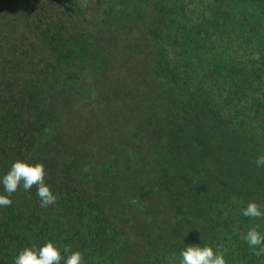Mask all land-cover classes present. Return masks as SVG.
<instances>
[{
	"label": "trees",
	"instance_id": "obj_1",
	"mask_svg": "<svg viewBox=\"0 0 264 264\" xmlns=\"http://www.w3.org/2000/svg\"><path fill=\"white\" fill-rule=\"evenodd\" d=\"M262 153L264 0H0V177L43 162L57 195L0 208V264L48 239L86 264L205 243L264 264L242 239L264 220L240 215Z\"/></svg>",
	"mask_w": 264,
	"mask_h": 264
},
{
	"label": "clouds",
	"instance_id": "obj_2",
	"mask_svg": "<svg viewBox=\"0 0 264 264\" xmlns=\"http://www.w3.org/2000/svg\"><path fill=\"white\" fill-rule=\"evenodd\" d=\"M252 163L258 170H264V153L257 156ZM47 175L43 162H31L29 159H17L11 163L9 170L0 177L3 193H0V208L10 207L12 196L21 187L25 192L34 186L39 198V206L46 209L54 205L57 195L51 186L45 182ZM240 215L252 220H264V204L251 200L240 209ZM242 239L256 257L264 256V231L260 224L248 227ZM229 249L223 245L205 243L188 245L181 249L179 264H228ZM14 264H86L85 254L74 249L70 244H58L52 239L41 245L31 244L19 250L14 257Z\"/></svg>",
	"mask_w": 264,
	"mask_h": 264
},
{
	"label": "rangeland",
	"instance_id": "obj_3",
	"mask_svg": "<svg viewBox=\"0 0 264 264\" xmlns=\"http://www.w3.org/2000/svg\"><path fill=\"white\" fill-rule=\"evenodd\" d=\"M92 94H93L92 96H94V95H95L93 92H92Z\"/></svg>",
	"mask_w": 264,
	"mask_h": 264
}]
</instances>
